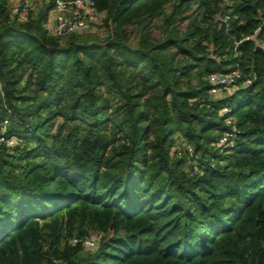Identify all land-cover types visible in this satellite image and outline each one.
I'll return each instance as SVG.
<instances>
[{"label":"trees","instance_id":"16d2710c","mask_svg":"<svg viewBox=\"0 0 264 264\" xmlns=\"http://www.w3.org/2000/svg\"><path fill=\"white\" fill-rule=\"evenodd\" d=\"M91 1L54 37L0 0V264H264V0Z\"/></svg>","mask_w":264,"mask_h":264},{"label":"built area","instance_id":"2783aa9c","mask_svg":"<svg viewBox=\"0 0 264 264\" xmlns=\"http://www.w3.org/2000/svg\"><path fill=\"white\" fill-rule=\"evenodd\" d=\"M6 7L10 15L17 19L18 22L26 23L34 15L38 13L44 5H51L48 15V21L45 27L54 37H63L70 34H86V33H103L105 31L104 21L97 12L95 4L91 0H5ZM230 16H224V23L227 24ZM104 30V31H102ZM260 28H257L252 35L243 39V41H253L257 46H264V42L258 39ZM241 78L238 70L227 73H213L207 77L210 85L209 94L211 96L221 93L223 89L236 86L237 81ZM255 80V74L246 77L243 86L252 85ZM226 113L227 110L224 109ZM227 126L231 127V131L225 132L219 139L218 147L224 149L228 143H232L235 137V128L232 119L225 121ZM15 141V143H14ZM16 144V139L12 137L7 141L8 146ZM187 150L191 149L187 146ZM99 236L91 235L83 239H73V244H81L84 248L94 250L97 246ZM49 264H63L60 260H54Z\"/></svg>","mask_w":264,"mask_h":264},{"label":"rangeland","instance_id":"374dc122","mask_svg":"<svg viewBox=\"0 0 264 264\" xmlns=\"http://www.w3.org/2000/svg\"><path fill=\"white\" fill-rule=\"evenodd\" d=\"M159 24V23H158ZM186 24V22L184 24H182V26H184ZM104 31V30H102ZM95 34V33H94ZM83 36H86V37H90V35L88 34H82ZM152 36L155 37V38H158L160 36V31L158 29H154L153 32H152ZM92 37V36H91ZM15 138V137H14ZM16 139V138H15ZM17 142V140H16ZM15 143V141H14Z\"/></svg>","mask_w":264,"mask_h":264}]
</instances>
